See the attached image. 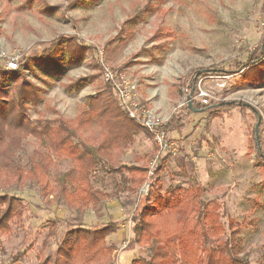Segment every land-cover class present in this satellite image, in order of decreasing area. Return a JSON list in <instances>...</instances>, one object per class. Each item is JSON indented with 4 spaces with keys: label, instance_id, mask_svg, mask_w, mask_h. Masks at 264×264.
<instances>
[{
    "label": "rangeland",
    "instance_id": "obj_1",
    "mask_svg": "<svg viewBox=\"0 0 264 264\" xmlns=\"http://www.w3.org/2000/svg\"><path fill=\"white\" fill-rule=\"evenodd\" d=\"M27 1L31 0H0V63L5 64L7 58L14 56L19 60L21 52L34 54L37 49L32 47L38 41L76 32L83 42L97 48L96 56L102 64L98 67L92 58L95 54L88 53L80 66H66L61 78L42 71L35 64L23 68L24 76L44 89L38 113L49 119L58 115L73 118L81 105L105 82L103 65L128 78L138 92L140 87L150 88L156 101L162 100L165 106L168 103V112L163 116L158 114L164 120L176 107L182 109L181 103L188 95L185 90L172 89V85L179 81L188 84L189 76L183 78L189 71L215 67L235 71L246 61L244 72L255 69V74H251L255 78L248 81L240 80L244 72H232L226 78L208 76L204 79L202 87L211 94L210 100L234 104L221 109L193 111L188 116L185 110H180L178 113L184 115V124L167 134V139L176 143V151H161L156 140L141 131L135 142L113 163L149 167L154 157L165 158L161 175L156 176L160 180L156 190L178 185L203 187L204 197H217L239 223L233 226L237 249L242 254L248 251L253 262L260 260L264 264L260 254L264 245V185L260 171L262 160L257 155L260 141L264 148V0ZM147 3L150 7H159L158 12L141 13ZM135 15L138 16L133 19ZM169 32L173 34L169 35ZM78 77L87 80L78 90L69 89L71 80ZM35 110L29 111L32 119L38 115ZM259 115L257 139L255 125ZM82 133L91 143L99 137L95 127L86 128ZM38 150L37 141L30 138L16 151L15 157L28 167L30 158H40ZM69 166V161L57 160L52 173L62 175ZM121 175L120 172L107 174L101 171L96 182L107 184V190H112L113 183L120 180ZM148 175L153 176L149 171ZM149 185V182L145 183L130 197L135 198V202L129 205L130 211L125 210L120 225L125 230L112 235L120 242L115 254L116 264H130L139 255L147 257L151 254V245L132 243L131 211L151 203L148 200ZM0 192L3 195L5 191L0 189ZM11 194L23 198L21 206L25 217L22 226H14L13 233L0 232V253L3 255L0 264H39L37 255L45 257L53 253L54 241L70 227L64 219L73 222L74 213L71 209L66 210V206L58 205L53 195H45L41 187L30 180L11 189ZM121 198L127 201V195H121ZM6 205L2 203V208ZM91 209L93 211L80 215L87 225L121 217L118 208ZM53 218L58 219L57 235L53 242L48 240L49 244L43 247ZM227 235L224 231L217 239ZM123 241L126 244L122 248ZM12 254L13 258H8Z\"/></svg>",
    "mask_w": 264,
    "mask_h": 264
},
{
    "label": "trees",
    "instance_id": "obj_2",
    "mask_svg": "<svg viewBox=\"0 0 264 264\" xmlns=\"http://www.w3.org/2000/svg\"><path fill=\"white\" fill-rule=\"evenodd\" d=\"M158 9L159 7H150V3H147L141 13H155ZM36 44L32 47L37 49L34 54L21 52L19 69L8 70L0 63V189L5 191L0 195L1 233L11 234L15 225L22 226L25 217L23 205L21 206L23 198L11 194V189L30 180L33 185L40 186L45 195H53L58 205H64L66 210L71 209L74 213L73 222L62 217L70 227L61 238L54 241L56 247L53 253L45 257L37 255L39 264H116L115 254L119 250V240L112 235L118 232L124 217H112L101 220L98 224L87 225L80 215L93 211L91 208L100 210L111 207L113 200L119 203V207H112L113 210L118 208L130 211L129 205L135 202V198L130 197L149 182L148 200L151 203L139 210H136L137 207L132 208L131 211L133 210L132 243L151 245V254L147 257L139 255L130 264H261L260 260L253 262L248 251L242 254L237 249L233 239V226L239 223L230 216L227 207L217 197L205 198L203 187L178 185L166 190H161V187L156 190L165 158L159 161L153 176L148 175L149 168L144 165L113 163L135 142L141 131L153 138L154 136L147 126L127 114L112 83L102 82L97 93L81 105L73 118L58 115L49 119L38 113L44 99V89L24 76L25 66L35 64L42 71L61 78L65 75L66 66H80L88 53L95 54L92 58L98 67L101 68L102 64L96 56L97 48L83 42L76 32L59 34L52 40L38 41ZM188 48L196 49L193 46ZM247 64V61L241 62L235 71H228L224 67L189 71L183 78L189 76L188 84L179 81L172 85V89L185 90L186 96L193 89V107L186 103L180 110H185V115L188 116L195 108L197 111H207L231 107L234 103L226 101L210 100L208 104L203 103L197 97L198 85L208 76L226 78L232 72L241 74ZM251 74H255V69L241 74L240 80H253L255 77H251ZM86 80L85 77L72 79L67 87L78 90ZM31 108L36 109L38 114L35 119L29 115ZM180 110L176 107L163 125L156 128L164 130L166 135L178 130L184 124V115L178 113ZM89 127H95L99 131V137L94 143L84 138L82 133ZM30 138L37 141L40 158H30L27 167L21 164L15 153ZM263 149L260 141L257 144V155L262 160L260 171L264 185ZM57 160H67L70 163L62 175L52 173V166ZM101 171L122 174L121 179L113 183L112 190H107V184L99 185L96 182V176ZM121 195H127L126 202ZM2 203L7 204L5 209L2 208ZM50 223L52 226L43 247L49 244L48 240L53 242L57 235L58 219L53 218ZM224 231L228 235L218 240ZM124 242L126 241L121 244ZM262 250L264 245L260 248L261 257H264ZM3 253L6 255L5 251ZM12 256L13 254L8 258H13ZM0 257L2 260V253Z\"/></svg>",
    "mask_w": 264,
    "mask_h": 264
},
{
    "label": "built area",
    "instance_id": "obj_3",
    "mask_svg": "<svg viewBox=\"0 0 264 264\" xmlns=\"http://www.w3.org/2000/svg\"><path fill=\"white\" fill-rule=\"evenodd\" d=\"M1 56V55H0ZM18 56L9 57L6 59L4 67L8 70L18 69ZM104 72L103 78L105 82H110L114 85L117 98L120 104L124 107L127 114L136 119L138 122L147 126L153 133L154 139L161 151L177 150V145L175 142H170L167 139V135L164 130L157 129L160 125L168 119H163L156 113V111L146 105H144L136 95L137 88L136 85L132 84L131 81L123 76L122 74L116 73L113 69L103 65ZM197 97L205 104H208L211 99V94L206 88L202 87V83L198 85ZM188 104L187 97L181 103L182 107ZM158 161H160L157 156L151 159L149 165V173L153 174L158 166ZM126 242L123 243L125 246Z\"/></svg>",
    "mask_w": 264,
    "mask_h": 264
},
{
    "label": "crops",
    "instance_id": "obj_4",
    "mask_svg": "<svg viewBox=\"0 0 264 264\" xmlns=\"http://www.w3.org/2000/svg\"><path fill=\"white\" fill-rule=\"evenodd\" d=\"M140 89L141 90H139V92L137 91V97L144 105L154 109L158 114H161L162 116L168 112V103H167V106H165V102H161L162 100L156 101L155 99L156 97L154 96V93L152 92L150 88L140 87ZM110 206L119 207V203L116 201H111ZM119 211H120L121 216L124 215L125 209H119ZM124 230L125 229L123 227H120L118 232L122 233L124 232Z\"/></svg>",
    "mask_w": 264,
    "mask_h": 264
},
{
    "label": "water",
    "instance_id": "obj_5",
    "mask_svg": "<svg viewBox=\"0 0 264 264\" xmlns=\"http://www.w3.org/2000/svg\"><path fill=\"white\" fill-rule=\"evenodd\" d=\"M192 94H193V89L190 91V93L187 96V101H188V105L192 108L193 107V103H192ZM195 111H197L198 109H194ZM260 122H261V115L258 116V122L255 125V133L258 139V132H259V126H260Z\"/></svg>",
    "mask_w": 264,
    "mask_h": 264
}]
</instances>
